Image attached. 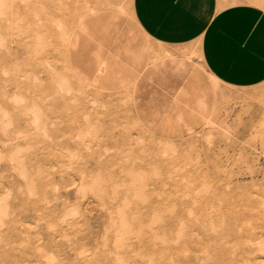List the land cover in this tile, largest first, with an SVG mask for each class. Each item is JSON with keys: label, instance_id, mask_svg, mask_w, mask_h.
<instances>
[{"label": "rangeland", "instance_id": "rangeland-1", "mask_svg": "<svg viewBox=\"0 0 264 264\" xmlns=\"http://www.w3.org/2000/svg\"><path fill=\"white\" fill-rule=\"evenodd\" d=\"M128 3L0 0V264H264V79Z\"/></svg>", "mask_w": 264, "mask_h": 264}, {"label": "crops", "instance_id": "crops-1", "mask_svg": "<svg viewBox=\"0 0 264 264\" xmlns=\"http://www.w3.org/2000/svg\"><path fill=\"white\" fill-rule=\"evenodd\" d=\"M128 10L157 42H197L201 64L221 82L264 79V0H129Z\"/></svg>", "mask_w": 264, "mask_h": 264}]
</instances>
